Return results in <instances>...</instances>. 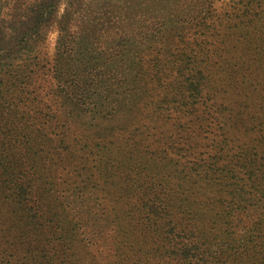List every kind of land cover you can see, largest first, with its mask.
Segmentation results:
<instances>
[{"label": "rangeland", "instance_id": "1", "mask_svg": "<svg viewBox=\"0 0 264 264\" xmlns=\"http://www.w3.org/2000/svg\"><path fill=\"white\" fill-rule=\"evenodd\" d=\"M41 1H52L51 15L30 31L28 18ZM120 22L130 32L110 38ZM67 34L76 50L60 67L66 78H56L57 42ZM96 35L108 39L91 45ZM123 38L134 44L121 51ZM155 52L202 60L209 80L203 92L222 96L224 83L233 99L256 110L264 102V0H0V264H198L163 250L181 246L204 264H264V177L236 181L213 170L186 171L192 186L181 207L163 203L165 215L146 220L148 195L140 198L122 181L119 188L129 189L123 198L108 190L128 165L119 156L141 130L98 141L84 126L94 122L92 113L81 106L84 122L57 113L49 124L53 118L44 115L47 103L50 115L59 109L47 93L67 89L80 69L102 74L117 61ZM157 162L161 179L173 166ZM18 182L29 186L25 207L11 196ZM230 198L222 214L219 202ZM209 213H216L212 221ZM27 217L33 219L24 228ZM164 220L181 224L180 231L162 236L152 228Z\"/></svg>", "mask_w": 264, "mask_h": 264}, {"label": "trees", "instance_id": "2", "mask_svg": "<svg viewBox=\"0 0 264 264\" xmlns=\"http://www.w3.org/2000/svg\"><path fill=\"white\" fill-rule=\"evenodd\" d=\"M48 4L47 1H41L34 8L33 15L28 18V22H34L28 28L30 31L38 28L43 20H48L52 1ZM129 27L128 23L120 22L113 27L110 38L116 35L124 37L131 30ZM158 32L157 30V34ZM106 39L108 38L96 35L91 40V45H96L98 41L105 43ZM72 40V34H67L57 42L54 58V65L57 67L53 68L56 78L61 74L66 78L59 70L62 64L65 65L70 60L72 49L73 53L76 50L74 47L70 48L71 43H77ZM122 42L121 51L134 44L132 40L127 41L125 38ZM203 63L202 60L192 58L188 62L183 59L176 61L167 52L165 55L155 52L142 60L128 58L123 62L117 61V66L110 67L102 74L99 69H94L93 74H82V68L77 80L72 78L68 81L67 89H63V86L47 93L50 102L59 109L52 116L49 112L51 105L47 103L44 115L50 117V120L53 118L49 124H53L57 113H61L65 120L72 118L84 122V114L80 112L90 111L91 121L94 122L84 126L91 128L90 135L95 136L98 141L115 139L124 134L135 135L136 129L141 130L137 133L135 142L126 145L125 151L119 156L123 165H128L122 174L115 176L116 180L112 181L108 190L114 198L121 199L129 189L119 188L118 183L127 182L129 187L138 190L135 191L140 198L143 195L149 196L152 205L149 207L150 217L146 220L159 219L162 212L165 215L161 208L163 203H170V207H163L170 210L173 209L171 207L176 210L181 207L182 195L189 192L192 186L186 171L213 170L221 177L230 175L236 181L264 177V102L253 110L251 103L233 99L229 94L230 89L224 83L220 86L222 96L217 97L209 91L203 92V87L209 85V80L200 67ZM31 65L28 64L29 67ZM189 66L193 68L190 69ZM85 75L88 79L81 81ZM209 90L214 91V88L209 87ZM208 99L212 100L210 106L205 104ZM80 106L83 109L81 111ZM147 106H150L148 110ZM119 117L121 119L118 123H110ZM145 120L147 124H139ZM212 127L215 128L214 133ZM158 160L173 166L162 174L161 179V174L156 169V166H160ZM155 180L156 190H150ZM27 188L28 185L20 182L13 188L11 196L18 207H25L28 201L30 191ZM219 203L218 210L222 214H225L229 205H233L231 198L226 203ZM154 204L160 207L157 208ZM212 208L215 207H211L210 212ZM209 216L212 221V216H216V213H209ZM32 219L27 217L26 224L23 223L24 228L30 226ZM156 222L152 221L156 224L152 228L162 236L180 231L181 224L177 222ZM139 234L144 238L143 233ZM163 250L164 253L179 254L183 259L194 258L198 264L206 262L194 253V249L185 246L174 251Z\"/></svg>", "mask_w": 264, "mask_h": 264}]
</instances>
